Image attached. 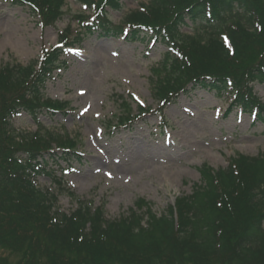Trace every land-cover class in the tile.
<instances>
[{
  "label": "trees",
  "instance_id": "obj_1",
  "mask_svg": "<svg viewBox=\"0 0 264 264\" xmlns=\"http://www.w3.org/2000/svg\"><path fill=\"white\" fill-rule=\"evenodd\" d=\"M20 1L33 5L48 25L63 14L64 0ZM79 1L120 6L119 0ZM141 6L122 25H113L104 10L76 18L86 33L119 36L130 28V40L151 32L176 49L152 69L157 99L166 103L189 86L219 92L231 87L237 104L257 109L264 123V104L250 87L264 83V0H150ZM185 26L193 33L183 32ZM83 38L71 28L61 35L66 45ZM61 53L47 52L38 68L0 67V264H264V153L239 154L218 170L204 165L192 193L177 197L161 215L142 198L115 219L89 200L78 199L70 214L59 209L58 194L36 185L34 176L48 175L62 185L50 161L80 159L76 141L41 125L35 134H18L12 118L26 110L37 121L44 111L64 109L65 103L42 92L62 64ZM123 106L117 118L128 125L132 112Z\"/></svg>",
  "mask_w": 264,
  "mask_h": 264
},
{
  "label": "rangeland",
  "instance_id": "obj_2",
  "mask_svg": "<svg viewBox=\"0 0 264 264\" xmlns=\"http://www.w3.org/2000/svg\"><path fill=\"white\" fill-rule=\"evenodd\" d=\"M66 1L68 14L56 27H43L28 6L0 0V67L13 61H36L44 49L56 45L58 32L81 11L76 0ZM146 1L123 0L121 9L110 10L112 21L121 22L139 2ZM85 39L81 48L65 55L66 66L48 82L45 91L53 99L68 101L71 110L66 115L40 116L45 127L79 138L82 148L83 162H74L76 169L64 174L65 191L60 192L46 176L36 179L40 186L59 191L63 211L69 213L76 208L70 190L83 199H92L96 206L105 201L108 218L127 215L141 197L151 201L160 214L177 196L192 193L194 184L200 182L202 165L225 168L231 156L264 152L263 123L239 109L223 116L230 100L203 89L182 93L169 105L166 131L160 127V116L154 114L111 135L104 120L120 113L122 98L131 103L134 112L138 107L131 95L157 107L148 77L166 47L97 34L86 35ZM253 88L264 102V84L256 82ZM15 127L25 132L37 129L25 112L16 118Z\"/></svg>",
  "mask_w": 264,
  "mask_h": 264
}]
</instances>
